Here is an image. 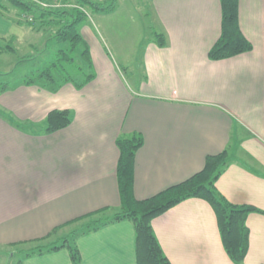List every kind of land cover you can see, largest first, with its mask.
I'll list each match as a JSON object with an SVG mask.
<instances>
[{
	"label": "crops",
	"instance_id": "crops-1",
	"mask_svg": "<svg viewBox=\"0 0 264 264\" xmlns=\"http://www.w3.org/2000/svg\"><path fill=\"white\" fill-rule=\"evenodd\" d=\"M3 2L0 41H17L11 30L24 24ZM150 10L152 34L162 33L167 44L158 47L152 36L134 52L142 69L134 90L86 23L79 32L92 43L94 78L82 88L67 83L50 91L24 78L0 88V245L39 239L76 218L118 208L116 140L137 133L143 139L134 161L137 200L183 182L207 156L228 151L215 188L228 203L260 211L246 219L242 264H264V0H238L239 28L252 50L216 62L207 54L220 35L219 0H151ZM53 110L69 111L71 122L45 134L41 128ZM151 227L170 264H233L203 200L177 204ZM76 246L82 264H135L129 222L79 236ZM21 264L71 262L59 250Z\"/></svg>",
	"mask_w": 264,
	"mask_h": 264
},
{
	"label": "trees",
	"instance_id": "trees-1",
	"mask_svg": "<svg viewBox=\"0 0 264 264\" xmlns=\"http://www.w3.org/2000/svg\"><path fill=\"white\" fill-rule=\"evenodd\" d=\"M7 1L23 11L24 18L32 19L30 25H33L36 20L44 27H58L54 37L58 38V43H63V46L60 45L57 49L56 59L32 76H26L23 79L24 84H37L50 91H56L60 86L68 83L80 89L94 78L88 47L80 35L79 27L88 19L86 5L93 11L102 13L112 12L114 5L107 8L102 7L100 2L93 3L90 0H74L72 4L65 0H38L47 6L39 7L28 0ZM61 3L65 4L64 7H59ZM219 4L220 35L207 54V58L212 62L231 59L252 50L251 44L239 28L238 0H219ZM31 13L36 15L32 18L29 15ZM153 40L158 47H165L167 44L162 33L154 32ZM3 49L0 50L13 51L11 47ZM70 122L69 111L53 110L46 116L41 130L45 134L54 133L66 128ZM142 145V136L137 133L120 136L116 140L119 153L116 166L118 208L100 209L54 228L39 240H50L60 230L74 224H81L78 230L72 231L68 236L32 249L24 259L65 250L71 264H82L76 238L112 224L129 222L134 230L135 264H170L153 233L151 222L185 200L200 199L207 202L215 214L226 256L233 264H242L249 245L246 219L249 214L260 211L251 206L232 205L217 193L215 183L229 164L228 151L207 156L202 169L183 182L172 185L147 199L137 200L133 193L134 161Z\"/></svg>",
	"mask_w": 264,
	"mask_h": 264
},
{
	"label": "rangeland",
	"instance_id": "rangeland-1",
	"mask_svg": "<svg viewBox=\"0 0 264 264\" xmlns=\"http://www.w3.org/2000/svg\"><path fill=\"white\" fill-rule=\"evenodd\" d=\"M4 1L2 7L7 11V14L11 16L16 13L20 14L21 17L19 18L24 25L22 27L14 26L11 30L12 33L17 34V41L15 40L16 38L14 40L0 41V48L11 47L13 49V53L11 51L10 53L9 51L3 52L2 59L4 61L0 65L7 69H3L4 71L11 69V72L7 75L0 73V88L13 85L21 81L22 78L29 75L32 76L35 72L46 68L56 59L59 46H63V43H58V38L54 37L58 27H44L36 20L33 25H30L26 17L22 16L24 14L23 11L12 6L6 0ZM65 1L72 4L71 2L74 0ZM90 1L93 3L100 2L102 7L107 8L114 5V11L110 13L96 12L86 5L88 19H86L85 23L90 27H94L96 41H98L103 50L105 49L108 52L112 63L121 72L127 88L132 91L134 90L133 85L142 78L138 53L142 51L141 49H143L148 39L153 36L152 31L157 30L150 14L151 0ZM63 5L65 4L61 3L59 7H64ZM5 10L3 11L6 12ZM29 15L33 18L36 14L31 13ZM89 44L90 46L92 45L90 40L86 44L87 47H89ZM129 49H133V52H129ZM134 52L138 53L135 57H132ZM80 225L79 223L66 227L50 240L40 241L39 239H42V237L11 245H0V264H21L26 254L32 249L43 244L56 242L58 239L68 236L72 231L78 230Z\"/></svg>",
	"mask_w": 264,
	"mask_h": 264
},
{
	"label": "built area",
	"instance_id": "built-area-1",
	"mask_svg": "<svg viewBox=\"0 0 264 264\" xmlns=\"http://www.w3.org/2000/svg\"><path fill=\"white\" fill-rule=\"evenodd\" d=\"M30 1L32 3L38 4L41 7H47L45 4H43V3L39 2V1H36V0H30ZM27 20H28V22H32V19L31 18H28Z\"/></svg>",
	"mask_w": 264,
	"mask_h": 264
}]
</instances>
